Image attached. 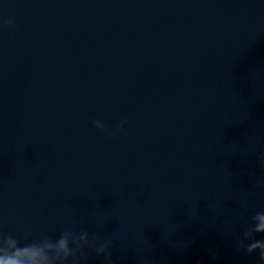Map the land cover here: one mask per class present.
I'll use <instances>...</instances> for the list:
<instances>
[{
	"label": "water",
	"instance_id": "water-1",
	"mask_svg": "<svg viewBox=\"0 0 264 264\" xmlns=\"http://www.w3.org/2000/svg\"><path fill=\"white\" fill-rule=\"evenodd\" d=\"M151 1L0 0V91Z\"/></svg>",
	"mask_w": 264,
	"mask_h": 264
},
{
	"label": "clouds",
	"instance_id": "clouds-1",
	"mask_svg": "<svg viewBox=\"0 0 264 264\" xmlns=\"http://www.w3.org/2000/svg\"><path fill=\"white\" fill-rule=\"evenodd\" d=\"M6 23L13 21L9 19ZM125 123L126 120H122L109 135L115 136ZM93 126L101 131L106 128L99 120H94ZM257 235L264 236V212L253 215L249 226L236 239L238 250L248 255L258 253L260 264H264V238L256 239ZM112 247L113 241L100 232L89 234L86 230L78 231L70 226L58 237L41 234L34 242L22 241L19 234H5L0 230V264H88L92 255L102 257L103 264H112Z\"/></svg>",
	"mask_w": 264,
	"mask_h": 264
}]
</instances>
